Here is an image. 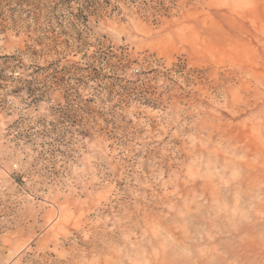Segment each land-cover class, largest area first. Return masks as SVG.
<instances>
[{
	"label": "rangeland",
	"instance_id": "1",
	"mask_svg": "<svg viewBox=\"0 0 264 264\" xmlns=\"http://www.w3.org/2000/svg\"><path fill=\"white\" fill-rule=\"evenodd\" d=\"M110 2L113 69L0 112V264H264V0Z\"/></svg>",
	"mask_w": 264,
	"mask_h": 264
},
{
	"label": "trees",
	"instance_id": "2",
	"mask_svg": "<svg viewBox=\"0 0 264 264\" xmlns=\"http://www.w3.org/2000/svg\"><path fill=\"white\" fill-rule=\"evenodd\" d=\"M109 5L110 0H0V30L12 24L25 28L30 37L25 48L0 54V112L10 94L42 101L53 87L69 89L67 69L82 67L79 62L61 65L68 57L81 54L96 73L98 67L113 69V47L92 41L89 26L90 17L107 12ZM91 47L95 51L89 54Z\"/></svg>",
	"mask_w": 264,
	"mask_h": 264
}]
</instances>
